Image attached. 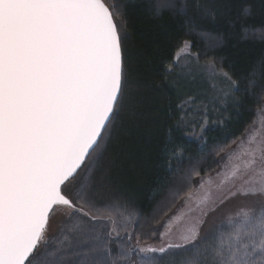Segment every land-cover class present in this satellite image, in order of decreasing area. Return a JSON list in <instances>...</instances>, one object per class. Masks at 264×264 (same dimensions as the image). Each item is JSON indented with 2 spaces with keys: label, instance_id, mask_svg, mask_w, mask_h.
<instances>
[{
  "label": "snow or ice",
  "instance_id": "1",
  "mask_svg": "<svg viewBox=\"0 0 264 264\" xmlns=\"http://www.w3.org/2000/svg\"><path fill=\"white\" fill-rule=\"evenodd\" d=\"M116 8L105 0H0V264H169L164 257L181 252L188 254L182 264H264V200L232 204L264 195V145L232 173L255 167L259 152L258 186L230 191L213 204L204 217L224 212L206 230V219H197L177 242L154 247L142 246L138 235L131 243L136 228L125 229L129 245L113 254L95 227L112 218L116 195L97 177L98 165L121 113L134 102L126 22ZM188 48L185 41L182 53ZM192 55L197 67L215 75L216 62L200 65L199 54ZM194 102L176 106L182 115L169 129L173 136L195 122L185 120ZM122 206L127 210L128 202ZM58 210L74 222L71 236L52 248L45 232ZM135 217L128 210L125 219ZM149 231L162 242L167 235Z\"/></svg>",
  "mask_w": 264,
  "mask_h": 264
},
{
  "label": "trees",
  "instance_id": "2",
  "mask_svg": "<svg viewBox=\"0 0 264 264\" xmlns=\"http://www.w3.org/2000/svg\"><path fill=\"white\" fill-rule=\"evenodd\" d=\"M105 2L116 4L114 11L126 22V65L134 101L129 111L121 113L97 170V177L103 176L108 190L116 195L111 198L115 205L110 209L112 218H101L94 225L115 254L121 245L128 247L125 229L133 227L136 233L131 243H136L138 235L142 246L155 247L158 238H150L149 228H156L158 236L162 224L197 181L218 167L221 149L226 150L245 134L262 107L264 32L257 30H264V0ZM185 7L186 14H178ZM185 41L191 54H199L200 63L216 62V69L227 73L233 85L231 103L204 121L206 127L198 138L190 136L187 124L174 136L169 132L182 115L176 106L188 99L178 94L172 83L177 68L174 57ZM124 202H128L127 210ZM128 210L136 213L134 219H125ZM59 214L54 232L45 238L52 248L58 247L65 235L71 236L74 222L63 212ZM187 255L176 253L164 261L182 264Z\"/></svg>",
  "mask_w": 264,
  "mask_h": 264
},
{
  "label": "rangeland",
  "instance_id": "3",
  "mask_svg": "<svg viewBox=\"0 0 264 264\" xmlns=\"http://www.w3.org/2000/svg\"><path fill=\"white\" fill-rule=\"evenodd\" d=\"M182 45L178 48L175 57L178 61L177 67L172 77V83L178 94L185 98H195V102L187 107L190 108L186 121H195L187 123L190 126V136L198 138L200 136L201 126L204 121L214 115H219L225 111L231 103L232 83L226 79L221 71L215 69V75H210L207 70L197 67V61L189 51V48L181 51ZM204 65L205 63H200ZM188 100V99H187ZM207 109V115H203ZM199 125L191 126L200 122ZM264 145V103L256 112L253 122L248 127L245 134L232 143L218 158V167L207 177L197 181L195 188L181 201L176 210L160 227L159 233L167 235L162 242L159 238L154 243L155 247L162 246V243L177 242L176 238L191 226L197 219H206L201 231L206 230L213 221L219 222L222 218L224 209L220 212H210L207 217L203 213L209 210L213 204H219L230 191L236 189L248 190L259 184V178L256 175L261 167L262 161L260 153L255 156V167L245 170L241 167L239 172L233 175L234 166L242 164L253 159L250 155L253 149ZM264 200V195L238 197L232 201V204L241 201L249 204H255ZM228 205L227 207H231ZM62 211L58 210L56 216L50 220L49 226L45 232L46 236L54 232L57 221H59ZM158 233V236H159Z\"/></svg>",
  "mask_w": 264,
  "mask_h": 264
}]
</instances>
